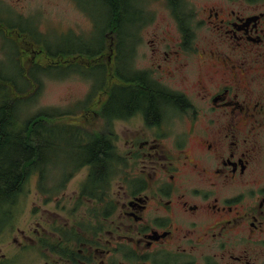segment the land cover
I'll use <instances>...</instances> for the list:
<instances>
[{
    "label": "flooded vegetation",
    "instance_id": "flooded-vegetation-1",
    "mask_svg": "<svg viewBox=\"0 0 264 264\" xmlns=\"http://www.w3.org/2000/svg\"><path fill=\"white\" fill-rule=\"evenodd\" d=\"M203 10L220 35L197 51L209 80L195 85V130L181 137L177 122L174 141L162 133L189 102L162 84L155 108L126 107L118 120L134 129L116 154L115 190L114 174L97 177L82 198L88 175L66 211L25 226L0 221V264H264V10ZM34 17L0 16V35L31 61L48 55ZM163 83L184 94L193 86L179 75Z\"/></svg>",
    "mask_w": 264,
    "mask_h": 264
},
{
    "label": "rangeland",
    "instance_id": "rangeland-1",
    "mask_svg": "<svg viewBox=\"0 0 264 264\" xmlns=\"http://www.w3.org/2000/svg\"><path fill=\"white\" fill-rule=\"evenodd\" d=\"M143 3L131 5L134 13L133 20H136L140 15L143 19V24L136 32L138 40L135 49V57L131 67L139 72V75L145 76L150 83L162 89V85L168 90L180 93L179 97L186 98L189 102L181 109L183 118H177L171 115L168 121L165 136L172 141L176 138L174 128L178 122L179 132L181 137L184 135V130H195V120L191 122L190 116L193 113L194 103L196 102L197 92L195 85L200 82L209 80L204 76L205 70L209 68V64L199 59L197 51L205 50L210 52L211 41L219 37L217 28L210 26V21L207 18L208 10H203L206 7L217 11L220 17L232 14L234 16H245L257 13L259 10H264V0L255 3H250L243 0L246 4H242L241 0H142ZM133 4V1L132 3ZM103 13L97 14L96 22L99 23L101 28L105 23V10ZM23 14L28 17L36 19L39 29L43 35L49 37H57L59 40V47L54 49L55 52L59 50H70L60 48L62 46L61 36H65L68 31H72L75 35L82 37L88 36L93 29V21L88 14V10L76 5L74 0H0V16L5 14L9 16H16ZM130 17V18H132ZM101 33L98 32L94 36V45L99 43ZM5 39L0 37V61L5 60L9 64L10 75H17L14 56L6 54L8 49H4ZM6 46L11 47L10 43ZM264 47V44L258 45ZM17 54L20 67L26 71L30 68L38 71L39 80L37 83V91L39 93L33 98L34 101L29 106L25 114L36 112H48L53 114L62 113L59 120L61 122H70L73 124H80L85 127L93 128L95 130H102L106 132L105 120L101 116L95 114L96 111L105 110L107 97V87L95 86V75L98 77L99 69L91 73V77L87 78L84 74L70 73L69 75L62 76L59 71L44 72L43 66L45 64H52L57 61V58L50 53L45 55L41 53L36 61L32 59L29 62L31 54L29 53L26 58L21 55L23 51ZM165 53V54H164ZM111 53L106 55L108 64L112 65ZM215 57V53H214ZM161 58V59H160ZM225 60V65L230 66L231 62L226 56H222ZM114 61V60H113ZM32 62V63H31ZM34 62V63H33ZM31 63V64H30ZM217 67L210 71L211 75H219L216 72ZM149 72H148V71ZM112 68H110V73ZM34 74V72H32ZM176 75L187 84L193 85L192 88L185 90L186 94L178 90L172 89L165 85L163 82L166 80L170 82ZM112 77V73L110 74ZM157 79L158 81L154 80ZM112 79H115L113 77ZM116 80V79H115ZM203 80V81H202ZM140 82L134 83L132 88L140 87ZM207 83V82H206ZM162 84V85H161ZM40 85V86H39ZM124 85H129L124 83ZM25 86V91H30L34 84H20ZM41 87V88H40ZM33 91V90H32ZM86 102V103H85ZM56 110L54 113L52 110ZM89 114L90 118L87 120L85 115ZM124 115L123 112L119 116ZM139 122V121H138ZM113 134L116 136L113 139L115 154L120 153L121 148H127L124 143V137L129 136L134 129L133 122L130 119L121 121L113 119L111 124ZM84 137L90 138L88 134ZM74 149V148H73ZM70 149H67V152ZM62 154V151L60 150ZM116 157L108 162L107 167L103 172L94 175L92 169L87 165L82 167L74 174H70L66 180V187L62 188L59 182H56V193L50 194L41 191V194L36 189L37 174H32L26 180L22 192L19 194L15 203L9 205L0 217V221L7 219L9 223L17 225H27L39 217H46L50 212L51 216L55 212H60L59 209L64 206L66 208L71 205L67 196L76 198L79 183L85 180L86 175L93 176V179L80 184V196L90 197L87 188L95 181L96 177L109 178L114 174L117 166ZM89 160L86 159L85 162ZM113 164V165H112ZM47 178L58 176V180H62L68 175V170L65 165H60L58 170L56 165L52 162L48 163ZM112 166V167H111ZM71 172V169L69 170ZM117 174V173H116ZM111 177V184L115 190V176ZM57 179H52L51 182ZM42 188V187H41ZM53 200H46L52 198ZM60 200V205H59ZM86 205H91L84 202ZM59 206V207H58ZM43 213V217L40 215ZM30 262V261H29Z\"/></svg>",
    "mask_w": 264,
    "mask_h": 264
},
{
    "label": "trees",
    "instance_id": "trees-1",
    "mask_svg": "<svg viewBox=\"0 0 264 264\" xmlns=\"http://www.w3.org/2000/svg\"><path fill=\"white\" fill-rule=\"evenodd\" d=\"M74 1L76 5L88 10L93 21L92 32L85 37L75 35L72 31L62 35L60 48L70 50H59L57 54L60 65L48 64L44 72L55 71L56 74L59 71L62 76L80 73L90 78L91 73L99 69V78L95 75L94 88L98 85L107 87L105 110L102 109V115L107 119L118 117L120 112L128 111L132 106L146 105L149 110L152 105L155 108L156 101L162 99L157 91L159 87L149 84L150 81L145 76L139 75L131 67L138 42L136 32L143 24L140 15L133 20L134 10L131 5L134 4L131 3L134 0ZM135 6L137 7L136 4ZM103 9L106 19L101 28L96 18L97 14L103 13ZM98 32L101 33L99 43L94 45V36ZM110 36H113L111 47ZM56 45L59 47V41ZM111 48L114 61L110 67L105 55ZM15 66L18 73L11 76L9 64L0 61V215L16 202L26 180L35 172L38 173V189L51 194L56 185L55 182H50L51 178H47L50 162L56 165L57 170L60 165L67 167V177L56 181L63 185L79 165L91 164L90 169L96 175L103 172L108 162L114 158L111 133H93L87 138L84 137L88 133L85 127L61 122L59 118L62 113L56 116L45 110L25 114L24 108L27 112L33 98L39 93L35 81L39 80L38 71L28 69L25 72L20 66ZM26 76L33 83H26ZM140 81V87L132 88L134 83ZM23 83L29 86L34 84V87L25 91V86H19ZM52 111L57 112L55 109ZM68 148L70 151L67 152ZM86 159L89 161L85 162Z\"/></svg>",
    "mask_w": 264,
    "mask_h": 264
}]
</instances>
